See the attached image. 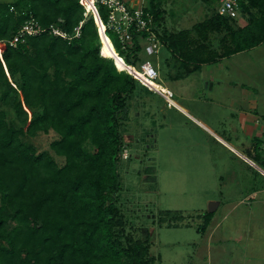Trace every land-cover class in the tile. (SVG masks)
<instances>
[{
    "label": "trees",
    "instance_id": "trees-1",
    "mask_svg": "<svg viewBox=\"0 0 264 264\" xmlns=\"http://www.w3.org/2000/svg\"><path fill=\"white\" fill-rule=\"evenodd\" d=\"M203 1L217 8L194 24L192 37L185 29L160 33L161 0H144V16L152 15L161 47L183 68L173 79L264 42V0H238L240 13L249 17L240 27L233 25L239 14H220V0ZM96 5L117 52L137 65L148 32L133 25L131 40L122 42L108 27L110 8L101 0ZM32 17L43 30L10 44ZM52 25L67 36L54 33ZM221 30L217 50L209 31ZM2 41L0 264H156L150 241L128 230L119 202L128 100L138 85L151 90L101 53L95 15L83 0H0ZM51 130L57 137L50 149L38 150L25 139ZM262 142L253 136L246 152L264 167ZM214 214L203 213L198 229L205 232Z\"/></svg>",
    "mask_w": 264,
    "mask_h": 264
},
{
    "label": "rangeland",
    "instance_id": "rangeland-1",
    "mask_svg": "<svg viewBox=\"0 0 264 264\" xmlns=\"http://www.w3.org/2000/svg\"><path fill=\"white\" fill-rule=\"evenodd\" d=\"M139 1L131 0L130 3L135 5ZM217 4L203 0H161L164 17L158 30L163 34L165 31L179 32L185 29L190 31L192 37L196 36L194 24L212 17ZM248 18L246 14L239 13L237 21L233 22L234 27L244 25ZM209 32L208 42L215 49L222 50L221 38L225 31ZM149 42L147 38H141L143 48L137 66L145 60L157 66L160 75L155 81L170 88L175 100L183 102L208 122L212 117L217 120L222 118L225 108L230 113V108L224 106L228 101L221 102L223 105L217 103L219 98L230 101L227 94L233 88L229 85L220 86L215 97H207L215 100L213 104L199 99L204 95L201 92L205 90L203 81L210 72L209 65L184 78L173 79L172 75L178 68L183 69L180 62L171 59L165 47L149 51ZM4 48L2 41L0 51L3 52ZM223 61L225 67H222L228 66L230 69L227 74L234 80L245 81V86L264 102V42ZM237 67L244 72L241 73ZM192 93L194 97L198 96V101L188 99L192 102L190 105L184 99L192 96ZM128 104L129 118L121 127L126 142L120 164L122 188L119 201L128 230L136 237L150 241L151 253L157 257L156 264H211V256L210 261L207 259V255H211V246L216 254L221 252L225 255L228 263L232 257L228 250L235 248L233 244L240 243V239L236 242L225 230L248 224L251 221L244 222L247 221V218H243L245 214L255 218L257 212L264 210V176L218 141L207 128L169 103L163 95L138 85ZM4 107L9 117L15 118L10 106ZM255 123L263 124V120L261 122V117H258ZM56 137L57 133L51 130L25 139L42 150L50 149V142ZM58 160L61 162L62 158L58 157ZM210 200L221 203L213 211V219L203 232L198 227L205 222L202 214L209 211ZM233 202L236 204L230 209L233 211L225 217ZM217 220H222L221 229L225 238L220 245L226 250L224 253L214 240L215 231L220 227ZM213 221L217 226H213L214 234L211 236L209 230ZM207 243L210 244L208 248ZM239 253L236 251L233 255L237 260L242 257ZM248 258L251 262L256 259L251 255ZM219 261L224 262L221 257Z\"/></svg>",
    "mask_w": 264,
    "mask_h": 264
},
{
    "label": "crops",
    "instance_id": "crops-1",
    "mask_svg": "<svg viewBox=\"0 0 264 264\" xmlns=\"http://www.w3.org/2000/svg\"><path fill=\"white\" fill-rule=\"evenodd\" d=\"M128 1L130 2L131 0ZM223 60L224 58L217 63L205 64L200 69L201 71L205 66L207 65L210 66L208 67V71H210L208 76H206L205 78L203 77L204 78L203 85L205 87V90L201 92V94L204 95L199 96V99H202L207 103L209 102L210 104L211 103L213 104L215 100L213 99L209 100V99L215 97V95L218 94L220 86L229 85L231 89L233 88L232 89L233 91L231 90V92L229 91V93L227 94L228 97H230V101L219 98L217 103L218 105L219 104L223 105V103L221 102L224 101L226 103V101H228L226 104H224V106L230 108V113L232 111V114H230L225 108L224 113L222 114V118L220 117L217 120L212 117L210 118L211 122H208L206 119L202 118L200 115L193 112L186 104H184L179 100H175L176 102H178L177 103L178 105L175 104V106L181 109L182 111L186 112L197 123L207 128L210 131V133L213 134L216 137V139L220 141L224 146L229 148V150L235 151L238 155H240L239 154L240 152L248 155L246 150L251 148L253 136H258L263 139L262 147L264 149V125L260 123L258 124L255 123L256 118L262 117L261 115L264 114V102L263 99L261 100L258 99L257 96L258 94L252 92L250 88L245 86L244 83L245 81L243 82V80H241L242 81L241 82L238 80H234L233 78H231V76L227 74V72L230 69H228V66L224 68L225 64ZM221 69H223L222 72H219L218 74V71H221ZM239 70L241 73L244 72L241 68H239ZM221 75H222V80L220 79ZM223 81H227L228 83H224ZM237 87L239 88L236 89ZM193 93L192 96L183 99L185 101H188L189 99L192 102L198 101L197 100L198 96L194 97ZM183 94L185 93H182L181 95ZM207 97H209V99ZM191 101H188L187 103L192 105ZM221 129L223 132L221 131ZM230 205L231 206L229 207V209L225 212L227 213L225 217L231 211L230 210L231 207H233L236 204H234L233 202ZM256 215L257 216H255V218H252L250 217V215L245 214L243 218H247V221L244 220L243 221L244 222L251 221V222H249L246 225L243 224L242 226H240L243 228L241 229V231L238 230L240 227L236 229L229 227L227 230H225L229 232L230 235L229 237L233 238L236 242H238V240L240 239V243L233 244L236 245L235 248L233 247V249L228 250L231 251L232 253L231 259L234 260L229 259L227 263L226 261L227 258L225 257V255L223 256L221 252L216 254L214 252V247L211 246V255H209L210 253L207 255L208 261L211 260L212 262L211 264H264V210H260L259 212L256 213ZM221 221L222 220L216 221L218 222L217 225H219L220 227L218 230L215 231V235H214V240H217V246L218 245L220 246V248L218 249H223L221 248L220 243L222 239L225 238V236L223 235L224 230L221 229L222 226ZM212 223L213 224L211 226V229L209 230L211 232L210 233L211 236L214 234L213 226L215 221H213ZM217 225H215L214 228ZM239 232L242 234V236H240ZM208 245L210 246V244L207 243V248ZM225 251L226 250L223 249L222 253H224ZM236 251L240 252L238 255H242V257L239 260L235 259L233 256L235 255ZM248 255L256 257L255 261L251 262L250 258H248ZM210 256L211 259L209 260ZM219 257H221L224 260V262L222 261L223 263L219 261Z\"/></svg>",
    "mask_w": 264,
    "mask_h": 264
},
{
    "label": "built area",
    "instance_id": "built-area-1",
    "mask_svg": "<svg viewBox=\"0 0 264 264\" xmlns=\"http://www.w3.org/2000/svg\"><path fill=\"white\" fill-rule=\"evenodd\" d=\"M104 4H106L110 8L108 27L114 29L116 33L119 35L122 42L127 43L131 40V32L130 27L135 25L138 30L145 29L148 32L147 39L150 40L147 49L149 51H158L162 42L159 39L157 32L154 29L152 15H148V17L144 16V0H140L137 4L131 5L127 0H101ZM220 4L218 6V10L220 14L226 15L228 17H235L240 13V3L238 0H220ZM130 4V6H129ZM52 31L56 34H62L63 36H67V33L60 29L57 26H51ZM43 30V26L33 17L27 20L23 26L18 30V32L14 35L12 39H10V44H16L19 40H24L25 35H34L40 33ZM79 34V32L77 33ZM6 45V42L3 41ZM1 53V51H0ZM138 68L151 79L156 80L159 78V70L157 66H155L150 60H145ZM131 72V71H129ZM136 79L140 81V83L146 85L150 90L151 87L146 83L141 77L136 76L133 72H131ZM165 94H162L169 103L170 98L172 97L173 91L165 87ZM169 96V97H167ZM264 118H261V122Z\"/></svg>",
    "mask_w": 264,
    "mask_h": 264
},
{
    "label": "bare ground",
    "instance_id": "bare-ground-1",
    "mask_svg": "<svg viewBox=\"0 0 264 264\" xmlns=\"http://www.w3.org/2000/svg\"><path fill=\"white\" fill-rule=\"evenodd\" d=\"M83 2L86 4L87 9L91 11L95 15V19L97 22L98 32L101 40V53L104 56L110 57L114 60L117 68L119 70H127L133 72L136 76L141 77L148 85H150L151 89L158 94L162 95L165 94V87L155 81L154 79H151L150 77L146 76L137 65L128 63L121 54H119L111 40V38L108 36L106 32V26L103 23L97 5L95 0H83ZM162 93V94H161ZM169 97V96H167ZM170 98V101L172 104H177L178 102L175 101L174 98ZM178 105V104H177ZM182 107V106H181ZM183 108V107H182ZM240 152V151H239ZM241 157L248 162L250 165H252L262 176H264V167L260 165L258 162H256L253 158L250 156L243 154L242 152L239 153Z\"/></svg>",
    "mask_w": 264,
    "mask_h": 264
},
{
    "label": "water",
    "instance_id": "water-1",
    "mask_svg": "<svg viewBox=\"0 0 264 264\" xmlns=\"http://www.w3.org/2000/svg\"><path fill=\"white\" fill-rule=\"evenodd\" d=\"M219 204H220L219 200H210L209 206H208V210L210 212L216 211V209L218 208Z\"/></svg>",
    "mask_w": 264,
    "mask_h": 264
},
{
    "label": "clouds",
    "instance_id": "clouds-1",
    "mask_svg": "<svg viewBox=\"0 0 264 264\" xmlns=\"http://www.w3.org/2000/svg\"><path fill=\"white\" fill-rule=\"evenodd\" d=\"M138 80V79H137ZM139 81V80H138ZM140 82V81H139Z\"/></svg>",
    "mask_w": 264,
    "mask_h": 264
}]
</instances>
